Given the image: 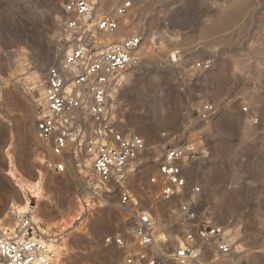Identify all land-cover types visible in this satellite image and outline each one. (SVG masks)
<instances>
[{"label": "rangeland", "instance_id": "rangeland-1", "mask_svg": "<svg viewBox=\"0 0 264 264\" xmlns=\"http://www.w3.org/2000/svg\"><path fill=\"white\" fill-rule=\"evenodd\" d=\"M123 1L96 0L92 17L112 15ZM131 4L117 31L92 36L101 44L142 36L139 62L121 74L111 101L119 127L146 145L125 173L130 195L122 203L118 190L99 187L84 153H70L62 174L35 159L41 146L34 118L44 97L45 72L68 42L62 0H0V230L64 241L61 264H112L135 246V209L149 210L156 242L168 239L172 246L185 226L180 203L188 201L200 223L231 225L237 238L226 255L205 246L202 264H264V0ZM206 58L207 69L192 67ZM202 101L216 108L208 120L198 114ZM182 141L197 149L184 175L188 186L200 190L163 199L159 185L150 183L157 174L158 147ZM11 168L27 179L43 171L45 196L29 197L43 223L33 222L31 212L11 211L23 199ZM80 197L90 209L77 210ZM25 218L29 225L21 229ZM60 222L63 228L52 226ZM109 236L130 245L106 242Z\"/></svg>", "mask_w": 264, "mask_h": 264}, {"label": "built area", "instance_id": "built-area-1", "mask_svg": "<svg viewBox=\"0 0 264 264\" xmlns=\"http://www.w3.org/2000/svg\"><path fill=\"white\" fill-rule=\"evenodd\" d=\"M96 0H62L64 27L69 33L66 45L48 66L44 77V97L34 118L40 149L36 161L55 172L65 173L70 153H84L100 188L118 190L122 203L129 198L123 179L130 162L146 150L139 135L123 131L117 122L112 94L120 84L121 74L139 62L142 36L131 34L121 39L98 43L92 36L100 32L114 33L123 16L131 8V0L123 1L112 15L93 18ZM209 58L195 62L192 67L205 70ZM0 102L2 95L0 93ZM198 114L208 120L216 113L210 101L199 103ZM243 111L247 107L243 106ZM157 174L150 183L159 185L158 196L197 193L199 186H188L184 169L198 152L189 141L165 142L159 147ZM90 187V186H89ZM194 202L183 201L179 209L185 226L180 240L156 242L155 221L149 210H134V242L120 261L112 264H202L200 256L205 246L226 255L232 252L237 238L231 225L203 224L197 220ZM29 225L28 218L21 229ZM42 235L10 236L0 230V264H56L53 251ZM119 247L130 243L119 236L107 237Z\"/></svg>", "mask_w": 264, "mask_h": 264}, {"label": "bare ground", "instance_id": "bare-ground-1", "mask_svg": "<svg viewBox=\"0 0 264 264\" xmlns=\"http://www.w3.org/2000/svg\"><path fill=\"white\" fill-rule=\"evenodd\" d=\"M130 29V28H129ZM105 38H113V35L110 36H104ZM41 65V63H40ZM69 158L67 159V161ZM38 174L37 176L33 179H27L26 177L22 176L20 173L16 172L11 168V174L13 177V180L19 187V191H21L23 199L20 203L16 205L11 206V211L15 212L17 214H24L27 212H31V219L35 223H43L44 221L42 218L39 216V206L38 204H32L30 202L29 197H36L37 201L44 195L45 193V177L44 173L42 170L37 169ZM54 179V178H53ZM54 182V180H51ZM45 196V195H44ZM77 202V210L80 211H86L90 209L89 203L87 202V199L85 198H78ZM4 220H0V225H2ZM53 227H62L63 228V223H53ZM161 236V235H160ZM165 236H163L164 238ZM41 239H45L44 237H41ZM48 248L53 251L55 255V261L56 264H61L62 261V256L64 253V248H65V242L61 243H56L53 238H50V240H46Z\"/></svg>", "mask_w": 264, "mask_h": 264}, {"label": "crops", "instance_id": "crops-1", "mask_svg": "<svg viewBox=\"0 0 264 264\" xmlns=\"http://www.w3.org/2000/svg\"><path fill=\"white\" fill-rule=\"evenodd\" d=\"M184 171H185V169H184ZM205 252V251H204ZM204 252H202V253H204Z\"/></svg>", "mask_w": 264, "mask_h": 264}]
</instances>
